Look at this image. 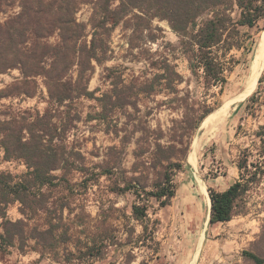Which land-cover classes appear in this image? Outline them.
<instances>
[{"label": "trees", "instance_id": "16d2710c", "mask_svg": "<svg viewBox=\"0 0 264 264\" xmlns=\"http://www.w3.org/2000/svg\"><path fill=\"white\" fill-rule=\"evenodd\" d=\"M15 4L19 10L0 19V74L19 71L0 88V162L21 161L25 171L0 168V263L7 264L13 252L36 253L32 264L46 258L70 264L75 259H98L119 241L116 234L124 220L126 226L133 219L143 232L148 229V196L161 207L169 204L175 194L173 176L187 157L191 134L213 109L206 104L196 115L189 113L190 85L222 92L238 62L236 52L251 49L242 29L264 20V0H0V14ZM81 5L90 8L86 21L76 16ZM154 20L168 23L177 36L175 43L161 41L154 50L147 46L163 37V28ZM118 26L128 32L132 60L144 62L143 69L128 73L123 65H105L114 56L111 37ZM178 53L187 61L188 78L177 68ZM97 65L102 66L101 80L109 85L106 90L89 88ZM42 87L43 109L1 103L33 98ZM161 93L169 96L170 109H183L186 135L176 134L173 126L166 131L151 125L153 108L143 110L142 100ZM82 98L96 103L84 119L75 107ZM249 101H255L254 94ZM83 120H96L115 140L100 161H90L82 141L71 138ZM255 135L260 141L257 159L251 161L254 154L244 149L237 161L239 177L223 190L207 187L210 224L248 212V196L264 177V124ZM130 144L133 160L127 168ZM103 191L131 194L129 214L110 205L112 212L103 215ZM90 192L100 203L97 217L103 215L94 224L98 218L85 203ZM14 204L21 217L12 220L7 211ZM113 212L120 215L110 221ZM82 225L86 232L79 229ZM262 244L264 222L255 249L243 251L252 264H264Z\"/></svg>", "mask_w": 264, "mask_h": 264}, {"label": "rangeland", "instance_id": "374dc122", "mask_svg": "<svg viewBox=\"0 0 264 264\" xmlns=\"http://www.w3.org/2000/svg\"><path fill=\"white\" fill-rule=\"evenodd\" d=\"M18 10L19 7L16 4L7 6L0 14L1 21ZM89 13V6L81 5L76 16L78 20L86 21ZM153 23L163 28V37L156 43H148L147 46L154 50L162 43L161 41L176 42L177 36L166 21L154 20ZM242 30L248 34L247 47H251V49L236 52L238 62L229 74L222 92H219L217 87L206 91L201 86H195L194 83L190 85L192 109H189V113L191 115L194 116L204 110V105L208 104L213 107L210 114L224 107L225 110H228V117L214 136L211 134L208 136L193 164L188 160L191 143L194 138L201 136L203 129L199 126L192 132L187 157L183 161L182 167L176 170L173 176L175 194L169 204L161 207L153 197L148 196L149 211L148 218L145 220L148 229L145 232H143V227L139 222L131 219L126 226L125 220L121 219L123 225H121V231L116 234L119 241L109 245L103 257L94 260L75 259L73 264H252L245 258L243 251L255 249L253 243L256 241L264 222V177L248 196V212L236 214L229 221L210 224L209 218L206 220V208L199 209L192 205L195 202L194 197L198 187L212 186L215 189L223 190L239 177L237 161L244 149L248 148L254 154L250 158L251 161L257 159L255 153L260 141L255 132L259 130L260 125L264 124V46L262 49V68L255 87L245 100L238 101L237 97L244 88L250 65L254 60L253 58L250 62V55L264 30V20L260 21L258 26L245 27ZM127 33L121 26L114 30L111 37L114 56L111 60L106 61L105 65L120 64L127 67L126 72L129 73L132 70L143 69L145 64L132 60L133 57L126 42ZM54 40V37L50 38V41ZM175 63L185 78L191 76L187 68V61L180 53L177 54ZM101 73L102 66L97 65L89 81L90 89L100 87L101 90H106L108 88L109 85L101 80ZM17 76H19V71L16 69L1 73L0 88L5 87ZM179 87L182 89L185 87V83ZM42 89L43 92L33 98H9L3 99L1 103L11 105L13 108L35 106L43 109L46 106L44 100L46 91L44 87ZM253 94L255 101L251 102L249 97ZM168 101L169 96L164 93L157 94L143 99L142 109L145 110L147 106L153 108L149 117L153 127L161 126L168 131V128L173 126L176 134L184 133L186 135L188 130L185 128L186 123L182 121L185 120L183 109H170ZM94 105H96L94 100L82 98L76 102L75 107L82 111V119H84L88 112L95 110ZM249 105H253V107L249 108ZM172 119L177 121L173 122ZM77 126L78 128L74 129L71 138L77 136L82 141V150L90 161H100L106 146L111 145L115 140L103 131V126L96 120H83L78 122ZM133 146L134 144H130L127 148L124 161V166L127 168L133 160L130 153ZM0 168L13 173L25 171V165L21 161H1ZM100 181L103 185L107 183L105 177H102ZM142 197V199H146L147 196L142 194ZM102 198L106 210L103 215H109L112 212L109 209L110 205L123 208V211L125 210L129 214V204L133 200L131 194L119 195L103 191ZM85 203L92 217L98 218L91 223L99 222L103 215L97 217L98 205L100 204L97 197L90 192ZM7 215L12 220L20 218L18 204L11 205ZM118 215L120 212H113L110 214L109 220L112 221ZM130 227H133L134 230L129 231ZM79 229L87 231L84 225L80 226ZM91 229L94 230V227ZM260 247L264 250V244ZM37 258L36 253L20 255L13 252L8 256L7 264H32ZM36 264L70 263H60L46 258Z\"/></svg>", "mask_w": 264, "mask_h": 264}, {"label": "bare ground", "instance_id": "6f19581e", "mask_svg": "<svg viewBox=\"0 0 264 264\" xmlns=\"http://www.w3.org/2000/svg\"><path fill=\"white\" fill-rule=\"evenodd\" d=\"M263 46H264V30L262 31L261 36L258 38L256 42L255 55H253L254 60L252 58L253 61L250 65L247 78L245 80L244 88L241 94L238 95L237 97L238 101L245 100L257 83L262 68ZM227 117H228V110H225L223 107L219 111L214 112L204 118V120L200 124V128L203 129L201 136L194 138V140L191 143L190 153L188 157V160L191 164H193V162L195 161L199 150L206 142L208 136L210 134L211 136H214V134L218 131L220 126H222L226 122ZM180 191L178 192L179 194L181 193ZM194 198H195V202H193L192 205H194L196 208L199 209H203L205 207L207 210L206 211L207 212L206 220H207L209 218V211H210V197L207 188L205 186L198 187Z\"/></svg>", "mask_w": 264, "mask_h": 264}]
</instances>
